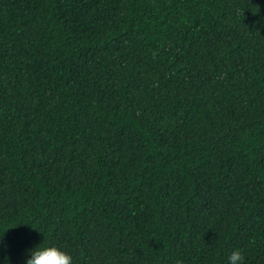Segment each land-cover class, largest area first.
<instances>
[{
	"label": "trees",
	"instance_id": "trees-1",
	"mask_svg": "<svg viewBox=\"0 0 264 264\" xmlns=\"http://www.w3.org/2000/svg\"><path fill=\"white\" fill-rule=\"evenodd\" d=\"M4 231L10 264H264V0H0Z\"/></svg>",
	"mask_w": 264,
	"mask_h": 264
},
{
	"label": "clouds",
	"instance_id": "clouds-1",
	"mask_svg": "<svg viewBox=\"0 0 264 264\" xmlns=\"http://www.w3.org/2000/svg\"><path fill=\"white\" fill-rule=\"evenodd\" d=\"M4 231L0 234V248L7 249L4 243ZM0 264H10L7 254L0 259ZM24 264H74L73 256L56 244L39 243L28 249ZM227 264H245V255L239 248L227 256Z\"/></svg>",
	"mask_w": 264,
	"mask_h": 264
}]
</instances>
